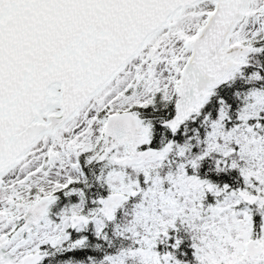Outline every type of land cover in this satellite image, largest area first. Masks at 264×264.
Here are the masks:
<instances>
[{"label":"snow or ice","instance_id":"6c2138e0","mask_svg":"<svg viewBox=\"0 0 264 264\" xmlns=\"http://www.w3.org/2000/svg\"><path fill=\"white\" fill-rule=\"evenodd\" d=\"M0 264H264V0H0Z\"/></svg>","mask_w":264,"mask_h":264}]
</instances>
